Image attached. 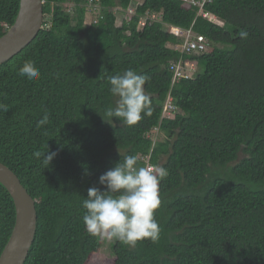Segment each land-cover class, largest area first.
Returning <instances> with one entry per match:
<instances>
[{"label":"trees","instance_id":"obj_1","mask_svg":"<svg viewBox=\"0 0 264 264\" xmlns=\"http://www.w3.org/2000/svg\"><path fill=\"white\" fill-rule=\"evenodd\" d=\"M42 1V29L0 65V164L37 216L24 264H264V0H213L212 20L181 0ZM19 3L0 0V38ZM147 14L160 21L140 29ZM165 26L191 29L208 50L174 51L181 39ZM27 60L40 71L35 82L19 75ZM179 60L195 70L172 86ZM128 69L147 77L152 110L134 126L104 117L118 100L109 78ZM169 95L174 109L163 117ZM47 149L57 153L48 167L33 155ZM126 156L167 170L159 238L134 247L93 236L83 222L88 189L104 191L99 177ZM14 225L0 184V256ZM104 244L111 258L102 262Z\"/></svg>","mask_w":264,"mask_h":264},{"label":"clouds","instance_id":"obj_2","mask_svg":"<svg viewBox=\"0 0 264 264\" xmlns=\"http://www.w3.org/2000/svg\"><path fill=\"white\" fill-rule=\"evenodd\" d=\"M158 21L160 20L157 19L154 23ZM165 28L170 33L172 27ZM240 35L246 38L248 34L242 31ZM19 75L35 82L40 77V71L34 62L27 60L19 68ZM146 81V76L139 75L132 69L111 76L109 91L118 100L115 107L105 109L104 117L112 121H122L127 126H134L144 117H150L152 110L144 89ZM168 101L171 103L170 95L166 104ZM0 110L6 111L7 108L0 104ZM47 122L48 116L45 114L37 126ZM56 154L49 153L48 149L45 153H33L34 157L41 159L47 167ZM166 175L167 170L162 166L138 167L135 156H126L122 162L119 161L99 177L98 183L103 186L104 191L96 187L88 189L82 204L85 209L83 222L86 231L93 236H104L132 247L142 240L157 241L160 228L154 213L161 203L159 184Z\"/></svg>","mask_w":264,"mask_h":264},{"label":"water","instance_id":"obj_3","mask_svg":"<svg viewBox=\"0 0 264 264\" xmlns=\"http://www.w3.org/2000/svg\"><path fill=\"white\" fill-rule=\"evenodd\" d=\"M42 0H20L13 26L0 38V65L19 54L42 29ZM0 184L9 193L15 208V225L0 256V264H24L36 233L35 202L17 177L0 164Z\"/></svg>","mask_w":264,"mask_h":264},{"label":"built area","instance_id":"obj_4","mask_svg":"<svg viewBox=\"0 0 264 264\" xmlns=\"http://www.w3.org/2000/svg\"><path fill=\"white\" fill-rule=\"evenodd\" d=\"M185 5L191 8H196L198 10V16H201L205 19L212 20L213 18L205 12V7L210 5L213 0H181ZM134 9L133 7L128 9V15L133 14ZM157 20V16L154 14H147L145 15L139 22L140 27L150 26ZM170 34L181 39V44L177 45L173 48L174 51L181 53L182 55H200L205 53L208 50V44L205 38L201 35H195L190 30H181L178 28H171ZM186 65L190 66L191 68L194 65L187 61H178L173 62L170 64V71L173 74L172 78V85L175 82L181 81V79L190 78L192 72L186 69ZM192 70V69H191ZM173 110V106L171 105L170 101L167 102L165 106V112L169 113ZM149 166L148 162H146V167Z\"/></svg>","mask_w":264,"mask_h":264},{"label":"rangeland","instance_id":"obj_5","mask_svg":"<svg viewBox=\"0 0 264 264\" xmlns=\"http://www.w3.org/2000/svg\"><path fill=\"white\" fill-rule=\"evenodd\" d=\"M134 1H140V0H134ZM117 23H118L117 25L119 26V22H117ZM186 66H187L186 69L189 70L190 72H193L195 70L194 67L191 68L188 65H186ZM164 116H169V115H168V113H164ZM153 135H156V134L154 133ZM154 137H156V136H154ZM99 258H100V261H102V262L107 261L108 258H111V251H110L109 245L104 244V246L102 247V249L100 251Z\"/></svg>","mask_w":264,"mask_h":264},{"label":"bare ground","instance_id":"obj_6","mask_svg":"<svg viewBox=\"0 0 264 264\" xmlns=\"http://www.w3.org/2000/svg\"><path fill=\"white\" fill-rule=\"evenodd\" d=\"M29 253V252H28Z\"/></svg>","mask_w":264,"mask_h":264}]
</instances>
